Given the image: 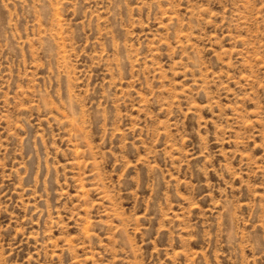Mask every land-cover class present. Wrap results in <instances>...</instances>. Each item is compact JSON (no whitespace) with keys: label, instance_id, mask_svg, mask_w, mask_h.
<instances>
[{"label":"rangeland","instance_id":"rangeland-1","mask_svg":"<svg viewBox=\"0 0 264 264\" xmlns=\"http://www.w3.org/2000/svg\"><path fill=\"white\" fill-rule=\"evenodd\" d=\"M0 264H264V0H0Z\"/></svg>","mask_w":264,"mask_h":264}]
</instances>
